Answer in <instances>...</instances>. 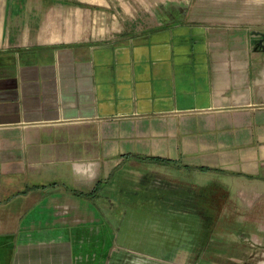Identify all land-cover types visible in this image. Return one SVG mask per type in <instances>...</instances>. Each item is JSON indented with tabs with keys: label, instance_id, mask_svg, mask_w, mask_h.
<instances>
[{
	"label": "crops",
	"instance_id": "obj_1",
	"mask_svg": "<svg viewBox=\"0 0 264 264\" xmlns=\"http://www.w3.org/2000/svg\"><path fill=\"white\" fill-rule=\"evenodd\" d=\"M150 3L0 0V264L107 263L93 225L121 169L264 197V0L110 34V5Z\"/></svg>",
	"mask_w": 264,
	"mask_h": 264
},
{
	"label": "rangeland",
	"instance_id": "obj_2",
	"mask_svg": "<svg viewBox=\"0 0 264 264\" xmlns=\"http://www.w3.org/2000/svg\"><path fill=\"white\" fill-rule=\"evenodd\" d=\"M196 1L110 5L108 31L139 32L142 19L160 23L166 14L183 13ZM121 170L112 174L105 189L106 201L114 205L107 203L98 213L101 224L93 225L94 239L103 240L106 264H264V197L241 201L236 187L224 178L186 172L177 174L182 185L173 181L170 171H141L129 174L120 186ZM219 184L237 196L223 198L222 204L213 188Z\"/></svg>",
	"mask_w": 264,
	"mask_h": 264
},
{
	"label": "trees",
	"instance_id": "obj_3",
	"mask_svg": "<svg viewBox=\"0 0 264 264\" xmlns=\"http://www.w3.org/2000/svg\"><path fill=\"white\" fill-rule=\"evenodd\" d=\"M150 161H156V160H150ZM157 161H158V160H157ZM164 162H165V161H164ZM102 241H103V240H102ZM100 246H101V245H100V243H99L97 247L100 248ZM94 249H95V245H94ZM98 251H99V249H98Z\"/></svg>",
	"mask_w": 264,
	"mask_h": 264
}]
</instances>
